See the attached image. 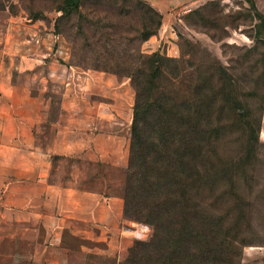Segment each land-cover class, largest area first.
Instances as JSON below:
<instances>
[{"label": "rangeland", "instance_id": "374dc122", "mask_svg": "<svg viewBox=\"0 0 264 264\" xmlns=\"http://www.w3.org/2000/svg\"><path fill=\"white\" fill-rule=\"evenodd\" d=\"M154 52L178 63L166 87L222 119L207 179L175 174L169 187L244 239L240 264H264V12L255 0H0V172L8 167L13 199L27 187L41 196L44 242L59 213L54 240L68 264L115 253L120 264L151 236L123 207L135 97L127 74L150 71L138 57Z\"/></svg>", "mask_w": 264, "mask_h": 264}, {"label": "trees", "instance_id": "16d2710c", "mask_svg": "<svg viewBox=\"0 0 264 264\" xmlns=\"http://www.w3.org/2000/svg\"><path fill=\"white\" fill-rule=\"evenodd\" d=\"M158 23L159 19L141 38L146 39ZM138 58L151 70L127 74L135 97L123 212H135L151 225L152 233L147 240H136L120 264H240L244 239L226 234L228 223L222 217L198 214L195 197L189 195L190 202L179 199L169 187L175 174L180 179H207L213 168L209 159L222 142V119L211 104L202 107L195 98L179 95L162 83L174 84L178 79L173 58L158 52ZM167 62H173L172 67ZM163 152V157L156 156ZM151 166L161 172L151 175L147 171ZM145 186L152 190L143 194Z\"/></svg>", "mask_w": 264, "mask_h": 264}, {"label": "crops", "instance_id": "0c3cea01", "mask_svg": "<svg viewBox=\"0 0 264 264\" xmlns=\"http://www.w3.org/2000/svg\"><path fill=\"white\" fill-rule=\"evenodd\" d=\"M255 1L264 12V0ZM8 172V167H3L0 172V264H68L66 249L58 240H54L55 230V235H59V213L52 214L56 218L55 224L49 228L52 238L44 242L41 238L45 216L43 199L32 187H27L29 189H26L19 201L13 199L18 190H13V180ZM35 184L38 185V181ZM120 211L117 212L119 216ZM111 231L118 232L117 228H111ZM126 240L129 244L130 238ZM72 256L71 250V262ZM121 257L115 253V261L102 260L99 264H117ZM78 260L71 264H78Z\"/></svg>", "mask_w": 264, "mask_h": 264}, {"label": "built area", "instance_id": "2783aa9c", "mask_svg": "<svg viewBox=\"0 0 264 264\" xmlns=\"http://www.w3.org/2000/svg\"><path fill=\"white\" fill-rule=\"evenodd\" d=\"M4 1H6V2H17L19 0H4Z\"/></svg>", "mask_w": 264, "mask_h": 264}]
</instances>
